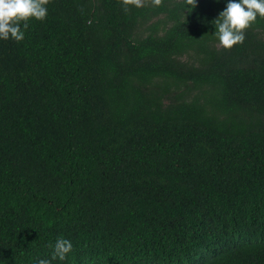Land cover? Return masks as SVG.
Returning <instances> with one entry per match:
<instances>
[{"label": "trees", "instance_id": "1", "mask_svg": "<svg viewBox=\"0 0 264 264\" xmlns=\"http://www.w3.org/2000/svg\"><path fill=\"white\" fill-rule=\"evenodd\" d=\"M226 0H49L0 40V264H264V18Z\"/></svg>", "mask_w": 264, "mask_h": 264}, {"label": "clouds", "instance_id": "2", "mask_svg": "<svg viewBox=\"0 0 264 264\" xmlns=\"http://www.w3.org/2000/svg\"><path fill=\"white\" fill-rule=\"evenodd\" d=\"M198 0H185L186 6L195 8ZM49 0H0V40L12 39L17 42L25 37L30 19L44 20L48 14ZM159 5L161 0H153ZM127 10L129 5L141 6V0H122ZM259 18H264V0H226V7L213 21L214 36L219 45L231 49L245 40V30ZM73 251L70 239L59 237L56 239L51 258H40L37 264H53V261H65Z\"/></svg>", "mask_w": 264, "mask_h": 264}]
</instances>
